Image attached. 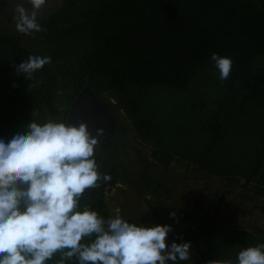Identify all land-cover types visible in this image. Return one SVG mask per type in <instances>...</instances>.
<instances>
[{
  "label": "trees",
  "instance_id": "16d2710c",
  "mask_svg": "<svg viewBox=\"0 0 264 264\" xmlns=\"http://www.w3.org/2000/svg\"><path fill=\"white\" fill-rule=\"evenodd\" d=\"M6 5L0 0V11ZM40 25L52 62L30 81L15 66L31 52L19 36L0 34V139L5 143L25 132L30 121L47 122L31 114L41 105L52 121L70 123L69 109L57 115L53 103L60 78L73 98L86 86L110 102L114 98L119 117L122 111L136 137L152 144L154 162L166 166L176 157L186 168L241 190L253 185L242 199L264 203V0H63ZM212 53L233 61L226 81L219 79ZM121 125L123 130L106 142L111 146L99 144L94 153L99 172L103 168L136 183L117 144L127 129ZM153 161L144 159L148 168ZM141 173L145 185L162 187L149 172ZM81 203L109 218L98 189L86 190ZM233 203L241 209L234 219H218L204 209L196 215L177 210L200 242L194 264L235 259L240 249L264 243L259 223L264 204L242 209ZM254 210L262 219L246 223ZM55 259L58 254L45 264Z\"/></svg>",
  "mask_w": 264,
  "mask_h": 264
},
{
  "label": "clouds",
  "instance_id": "9594fccd",
  "mask_svg": "<svg viewBox=\"0 0 264 264\" xmlns=\"http://www.w3.org/2000/svg\"><path fill=\"white\" fill-rule=\"evenodd\" d=\"M28 3L30 12L16 3L12 17L24 35L44 30L37 16L46 0ZM211 60L219 79L226 81L231 58L212 53ZM51 62L48 56L29 55L15 72L30 81ZM103 134L97 128L92 135L85 122L49 120L30 121L7 143L0 139V264H45L56 254L55 264H178L191 259L190 242L166 246L170 225H138L120 215L104 219L81 203L86 190L111 179L99 172L94 153ZM262 250L264 243L242 248L235 259L216 264H264Z\"/></svg>",
  "mask_w": 264,
  "mask_h": 264
},
{
  "label": "rangeland",
  "instance_id": "374dc122",
  "mask_svg": "<svg viewBox=\"0 0 264 264\" xmlns=\"http://www.w3.org/2000/svg\"><path fill=\"white\" fill-rule=\"evenodd\" d=\"M6 1V7L0 11V34L4 36H19L22 46L29 50L32 55L48 56L46 52L47 45L42 31L24 35L15 28V21L12 19L14 5L22 3L30 12L31 6L28 0ZM62 1L46 0V5L37 16L38 23L41 24L42 19L60 6ZM37 82L40 83L39 78ZM57 82L53 103L57 115H60L63 109L70 108L72 104L70 102L74 98L71 88L65 87L64 80L58 78ZM105 95L112 98L110 92L105 93ZM112 101L115 102V99L112 98ZM31 114L46 121H52L53 118L49 110L43 105L33 109ZM121 114L120 119L127 128L122 142L119 143L121 156L128 169L133 173L131 179L135 180L136 183L124 182L118 176L102 168L100 173L109 175L111 179L107 182H102L100 187L96 189L99 190V195L104 199L109 209V218L120 215L127 221L135 220L140 225L149 226L162 225L160 220H165L172 228V232L166 237V246L173 241L176 243L190 242L191 259L183 262L184 264H194L200 255V251H202L199 249L201 248L200 242L193 226L183 222L177 215L179 208L185 210L187 208L191 215H196L195 211L199 212L204 209L205 211H210L218 219H222L224 216L234 219L236 215H240L241 211H238L240 208L231 207L232 202L241 206L242 209H249V206L256 203L260 206L264 204L257 202L254 198L246 200V202L242 199L241 194L251 193L253 185L241 190L234 185L226 184L224 180L218 177H207L201 172H195L191 166L186 168V163L178 161L176 157L166 166L154 162L151 158L152 144L140 141L131 130L128 120L124 117L122 111ZM101 145H107L108 148L111 146L110 143ZM125 155L126 157H124ZM144 159L150 162L153 161V166L148 168ZM144 170L161 182L162 187L153 190L148 185H145L141 173ZM194 195H197V200L193 197ZM215 196H222L223 200L220 201ZM117 209H119V212L116 211ZM173 212L175 217L170 215ZM254 213L252 215L253 218L251 215L246 218L248 221L246 223L249 224L250 220H257V216H262L257 210Z\"/></svg>",
  "mask_w": 264,
  "mask_h": 264
},
{
  "label": "water",
  "instance_id": "95a60500",
  "mask_svg": "<svg viewBox=\"0 0 264 264\" xmlns=\"http://www.w3.org/2000/svg\"><path fill=\"white\" fill-rule=\"evenodd\" d=\"M111 102L102 98L98 89L86 86L75 96L68 110V119L77 126L85 122L92 135L96 134L97 128H102L104 134L99 137V144L106 143L123 130L119 114ZM209 261L203 260L200 264H208Z\"/></svg>",
  "mask_w": 264,
  "mask_h": 264
},
{
  "label": "crops",
  "instance_id": "0c3cea01",
  "mask_svg": "<svg viewBox=\"0 0 264 264\" xmlns=\"http://www.w3.org/2000/svg\"><path fill=\"white\" fill-rule=\"evenodd\" d=\"M252 200V199H251ZM245 202H246V200H244ZM256 201L257 202H260V199H256ZM237 206H238V204H236ZM241 207V206H240ZM254 211H256V210H254ZM255 217V216H254ZM253 218V217H252ZM257 218H260V219H262V216H257ZM251 221V220H250ZM253 221H251V223H252ZM259 222V221H258ZM259 223H261L263 226H264V219L262 220V221H260ZM202 251H200V253H201ZM184 263V262H183Z\"/></svg>",
  "mask_w": 264,
  "mask_h": 264
},
{
  "label": "flooded vegetation",
  "instance_id": "af4514ba",
  "mask_svg": "<svg viewBox=\"0 0 264 264\" xmlns=\"http://www.w3.org/2000/svg\"><path fill=\"white\" fill-rule=\"evenodd\" d=\"M123 132H125V131H123ZM124 134H125V133H124ZM114 137H115V136H114ZM111 139H112V138H111ZM111 139H110V140H111ZM117 144H119V143H117ZM201 262H202V261H201ZM201 262H199L198 264H200Z\"/></svg>",
  "mask_w": 264,
  "mask_h": 264
}]
</instances>
